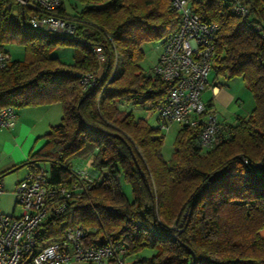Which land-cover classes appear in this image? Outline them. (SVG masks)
<instances>
[{"label":"trees","instance_id":"trees-1","mask_svg":"<svg viewBox=\"0 0 264 264\" xmlns=\"http://www.w3.org/2000/svg\"><path fill=\"white\" fill-rule=\"evenodd\" d=\"M78 1L82 6L69 13L62 0L59 13L75 24L65 36L28 27L24 6L16 2L12 13L15 1L0 0V43L7 51V43L23 47L22 59L0 70V109L55 102L62 108L44 143L5 171L44 166L50 184L71 190L64 209L41 222V242L81 224L92 243L120 241L129 264H264V0H241L249 7L244 19L231 0H192L200 20L218 27L215 76L241 77L255 104L248 116L220 126L212 147L199 143L198 127L178 126L168 159L159 126L119 103L152 110L163 103L170 84L152 64L144 71L143 44L162 45L179 14L170 0ZM57 44L73 46L72 62L50 54ZM97 46L102 74L84 87L83 74L99 65ZM81 159L90 161L87 185L73 172Z\"/></svg>","mask_w":264,"mask_h":264},{"label":"built area","instance_id":"built-area-1","mask_svg":"<svg viewBox=\"0 0 264 264\" xmlns=\"http://www.w3.org/2000/svg\"><path fill=\"white\" fill-rule=\"evenodd\" d=\"M26 12V24L40 31L71 35L75 24L71 18L59 13L62 0H16ZM179 14V24L162 42L161 51L152 70L170 84L163 103L156 109L161 130L172 123L198 127V141L203 147H212L221 140L217 115L202 98L209 85L208 75L214 57L213 37L215 23L200 20L192 0H170ZM234 12L243 19L249 7L241 0H231ZM257 29L262 32L260 26ZM96 53L101 47L94 48ZM101 54V53H100ZM102 56V54H101ZM11 53L0 43V70L11 61ZM116 70H113V73ZM98 77L86 72L81 77L84 87H93ZM214 92V86L211 87ZM17 113L13 106L0 109V127H13ZM74 174L87 185L93 176L85 169ZM3 185L0 178V197ZM19 214L5 213L0 209V264H63L67 260H81L92 264H129L127 248L120 241L107 239L104 243L88 240L87 229L81 224L66 229L56 241L43 243L38 228L51 214L62 211L71 190L61 184L49 183V172L44 166L18 180L13 188ZM188 215L184 212V216ZM264 230V229H262ZM261 230V231H262ZM262 234V233H261Z\"/></svg>","mask_w":264,"mask_h":264},{"label":"crops","instance_id":"crops-1","mask_svg":"<svg viewBox=\"0 0 264 264\" xmlns=\"http://www.w3.org/2000/svg\"><path fill=\"white\" fill-rule=\"evenodd\" d=\"M158 54L159 52L156 55V59ZM208 80L209 85L203 92L207 91L209 96L205 100L202 92L203 100L207 103L208 108L214 111L215 114L219 113L220 110H222L223 113L228 112L233 101H237L235 92L227 87L224 88L220 86L218 75L215 76L214 74L212 79ZM212 86H214V92L211 89ZM15 110L17 113L15 125L7 129H0V178L3 185V194L0 197V209L5 213L17 215L20 212V208L15 205L13 188L15 183L28 173V169L23 166L12 169L7 173H5V171L26 160L32 150L39 148L44 143L42 135H44L51 126L61 121L62 108L59 102H55L50 104L28 105L15 108ZM248 114L246 116H248ZM217 119L220 126L235 122V120L229 122L231 120L226 114H217ZM170 125L166 130H162V132L164 133V131L170 129ZM81 160H78V162L86 164V160ZM9 200L10 204H8ZM129 258L132 259L131 256ZM63 264L92 263L71 259L65 261ZM104 264L112 263L106 262Z\"/></svg>","mask_w":264,"mask_h":264},{"label":"rangeland","instance_id":"rangeland-1","mask_svg":"<svg viewBox=\"0 0 264 264\" xmlns=\"http://www.w3.org/2000/svg\"><path fill=\"white\" fill-rule=\"evenodd\" d=\"M14 5L12 9V13H16V0H14ZM65 8L67 12L73 13L76 12L75 10L79 9L82 4L78 0H64ZM17 19V18H16ZM7 49L11 53L12 60H21L23 57V47L16 43H7L6 45ZM143 49L145 52L144 58L141 62L144 71L150 72V65L154 64L156 62V55L161 49V41L160 40H150L143 44ZM95 51V50H94ZM96 53V51H95ZM101 52L96 53L97 59L99 61L98 68L96 70H93V72L97 77H100L102 74V62H103V56L100 54ZM50 54L52 56H56L60 58L62 61L70 63L74 60V48L70 44H57L51 47ZM156 59V60H155ZM214 75V71L211 69L208 75V79H212ZM219 85L223 86L224 88L227 87L236 94L237 101H233L231 106L229 107V111L226 113H223L222 110L219 111L221 114H226L229 116L230 120L229 122H232L233 120H236V115H242L246 116L254 107L255 101L252 96V93L245 85V82L242 80L241 77L234 76V77H226L224 75L219 74ZM204 99L209 96L208 92H203ZM119 106L125 108L127 111H130L133 113L135 117H142L147 119V121L152 126H159L157 119H156V110H152L148 108L147 106H135L133 104H128L127 102H121L119 103ZM217 113V114H219ZM216 114V115H217ZM17 121V119H16ZM178 125L173 123L170 125V129L167 131H164V141L162 146V154L165 159H168L172 153L173 150V140L175 136V132L177 130ZM0 129H7V127H0ZM86 164H82L81 162L75 161L73 162L74 167L82 168L87 171L90 170V161L86 159ZM121 189L125 196L128 199L132 198L131 189L128 183L121 182ZM8 204H10V200L8 201ZM184 214V213H183ZM262 235H264V230L261 231ZM147 251H143L142 255H147ZM130 260V258L128 259Z\"/></svg>","mask_w":264,"mask_h":264}]
</instances>
